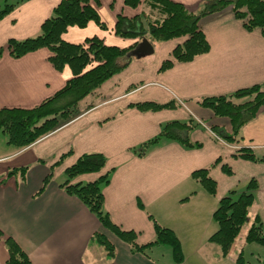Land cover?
I'll use <instances>...</instances> for the list:
<instances>
[{
  "label": "crops",
  "instance_id": "crops-1",
  "mask_svg": "<svg viewBox=\"0 0 264 264\" xmlns=\"http://www.w3.org/2000/svg\"><path fill=\"white\" fill-rule=\"evenodd\" d=\"M60 1L21 3L0 20V46L11 38L38 35L42 22ZM175 1L197 12L205 0ZM92 3L108 28L94 21L84 28L71 26L63 34L65 40L79 43L99 36L107 44L121 47L137 41L117 35L113 28L119 14L134 16L143 10L142 4L132 8L124 0ZM200 24L211 45L209 52L191 61H175L171 68L160 71L163 61L172 58L173 49L185 38L156 42L152 55L133 58L125 69L86 96L79 104L81 114L57 131L25 148L9 143L7 134L0 133V264H7V237L18 242L32 264H174L170 245H155L147 255L134 252L62 187L66 168L91 152L105 154L107 166L100 173L79 175L75 182L92 181L114 169L111 181L103 188L104 205L115 223L138 233V243L155 240V219L178 236L183 264H194V258L206 260L205 264L225 262L220 247L209 241L218 228L214 212L222 197L241 185L243 191L252 178L259 183L256 196L264 199V161L234 157L236 145L215 139L210 130L220 125L231 132L230 120L215 116L197 100L264 83V35L261 29L247 30L230 8L204 16ZM50 55L46 47L20 58L5 50L0 59V108H32L65 86L73 72L68 65L56 69ZM171 100L179 106L157 111L131 106ZM192 118L200 125L191 130L190 139L200 146L190 148L163 137L144 156L133 151L157 136L164 124ZM240 134V145L264 156V106ZM218 158L221 163L210 171L217 181V192L212 195L192 173ZM223 163H228L234 173L224 172ZM21 167H28L24 178L19 171L10 174ZM50 173V181L41 190ZM256 214V210L250 211L252 220ZM97 232L111 240L113 255L94 239Z\"/></svg>",
  "mask_w": 264,
  "mask_h": 264
},
{
  "label": "trees",
  "instance_id": "trees-1",
  "mask_svg": "<svg viewBox=\"0 0 264 264\" xmlns=\"http://www.w3.org/2000/svg\"><path fill=\"white\" fill-rule=\"evenodd\" d=\"M25 1L27 0H5L4 4L0 5V20ZM96 2L99 4L100 0ZM124 3L132 8L143 5V10L134 16L119 14L113 28L121 37L137 39L131 46L110 45L99 36L88 37L79 43L63 38L69 27L84 28L90 21L96 22L103 29L108 28L92 0H61L53 13L42 22L38 35L25 39L11 38L5 46H0V59L6 49L13 57L20 58L29 52L46 47L51 51L49 61L56 69L62 70L68 65L73 72V76L63 88L39 105L32 108H0V131L7 134L9 143L18 148H25L75 119L81 114L80 102L129 65L135 58L132 54L133 49L143 38L149 39L154 46L156 42L185 38L173 49L172 58L163 61L160 71H165L171 68L175 61H191L196 56L209 52L211 45L200 24L206 15L230 8L236 18L243 21L247 30L261 29L264 35V0H205L197 12L189 10L185 4L175 0H124ZM197 103L210 109L215 116L230 120L231 132L220 125L211 126L210 130L215 139L236 145L234 157L264 161V156H258L254 148L240 145L243 138L240 134L241 129L252 121L264 106V83L240 88L229 94L206 96L198 99ZM131 106L142 111H157L176 108L179 103L176 100L165 103L144 101L133 103ZM198 122L193 118L186 122H168L163 125L157 136L134 147L133 151L139 156H144L163 137L177 140L190 148L200 146V142H192L190 139L191 130L200 125ZM221 161L222 159L218 158L212 165L192 173L193 178L212 195L217 192V181L211 176L210 171ZM107 162V156L101 152L81 155L76 162L66 168L67 179L62 187L68 194L79 198L98 217L106 230L129 243L134 252L147 255V251L155 245L168 244L173 249L174 264H183L181 242L171 228L161 225L154 219L155 240L140 244L137 242L136 231L124 229L111 219L104 205L103 188L111 181L114 169L101 173L95 180L75 182L79 175L100 173L107 166ZM222 169L227 174L234 173L228 163H223ZM27 170L28 167L14 168L10 174L19 171L24 178ZM51 175L50 173L45 178L41 190L50 181ZM258 188L257 179L252 178L240 194L233 189L220 199L214 212L218 228L209 237V241L218 245L224 256L230 253L249 219ZM1 235L0 232V237ZM94 239L104 247L108 255L114 254V245L105 233H95ZM4 240L8 250L7 264H32L29 255L15 239L7 237ZM246 241L264 245V223L258 214L248 230ZM243 258L241 252L237 259L239 264L243 263Z\"/></svg>",
  "mask_w": 264,
  "mask_h": 264
},
{
  "label": "rangeland",
  "instance_id": "rangeland-1",
  "mask_svg": "<svg viewBox=\"0 0 264 264\" xmlns=\"http://www.w3.org/2000/svg\"><path fill=\"white\" fill-rule=\"evenodd\" d=\"M4 2L5 0H0V5H3ZM0 133H2V131H0ZM0 144H1V139H0ZM239 172H240V169H239ZM239 188L240 189L237 190L238 194H240V192L242 191L243 185L239 186ZM238 194H236V196H238ZM255 210L257 213H259L261 220L264 223V199L262 200L259 195L258 197L256 196L255 198V204L253 205V209L251 210V213H253V211ZM252 222L253 220L251 216L249 215V219L243 226L230 253L224 257L225 262L224 263L222 262L221 264H239L237 259L241 252H243V257H244L242 264H264V245L259 244L257 242L250 243L246 241V236H247L250 226L252 225ZM192 261L194 264H205L206 263V260L204 262V261H199V259L196 260L195 258Z\"/></svg>",
  "mask_w": 264,
  "mask_h": 264
},
{
  "label": "water",
  "instance_id": "water-1",
  "mask_svg": "<svg viewBox=\"0 0 264 264\" xmlns=\"http://www.w3.org/2000/svg\"><path fill=\"white\" fill-rule=\"evenodd\" d=\"M155 52V46L147 38H143L142 41L133 49L132 54L136 58L146 57L152 55Z\"/></svg>",
  "mask_w": 264,
  "mask_h": 264
}]
</instances>
